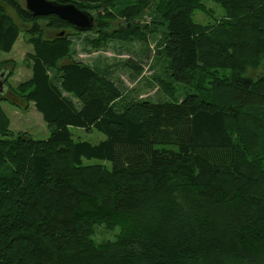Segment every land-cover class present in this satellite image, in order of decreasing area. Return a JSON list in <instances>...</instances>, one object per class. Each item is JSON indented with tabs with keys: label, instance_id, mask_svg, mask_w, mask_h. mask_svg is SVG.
<instances>
[{
	"label": "trees",
	"instance_id": "16d2710c",
	"mask_svg": "<svg viewBox=\"0 0 264 264\" xmlns=\"http://www.w3.org/2000/svg\"><path fill=\"white\" fill-rule=\"evenodd\" d=\"M59 1L95 13L94 48L160 35L167 76L156 80L167 93L175 83L190 91L126 95L71 54L70 36L87 30L0 0V52L22 32L33 46L32 76L0 100L33 103L51 131L10 137L0 105V264H264V0H215L224 14L208 25L193 17L205 0ZM10 63L8 78L15 61H0V72ZM71 127L106 138L75 140ZM99 224L120 232L97 243Z\"/></svg>",
	"mask_w": 264,
	"mask_h": 264
},
{
	"label": "rangeland",
	"instance_id": "374dc122",
	"mask_svg": "<svg viewBox=\"0 0 264 264\" xmlns=\"http://www.w3.org/2000/svg\"><path fill=\"white\" fill-rule=\"evenodd\" d=\"M20 1L25 4L26 0ZM204 4L206 6L205 9H196L194 11V19L202 25L219 22L224 14L221 4L215 0H205ZM10 13L17 20L15 12L10 10ZM144 19L150 20V15L145 14ZM120 21L111 20V25L117 26L121 24L119 25V29H121L124 25ZM41 24L46 27L45 20H42ZM105 31L112 32L113 29L109 26ZM67 32L70 33L73 30L67 29ZM98 34L94 30H87L78 35H71L70 37L74 40L71 54L76 60H82L95 68L98 67L117 85H120L126 95H131L137 99L151 98L154 101H167L181 100L184 94L190 91L187 85L175 83L174 92L172 94L167 93L164 92L156 80V77L165 78L167 76L163 68L164 59L157 54V42L160 39V35L148 36L146 40L139 38H132L130 41L115 39L110 41L107 46L94 48L91 46L90 41L93 43V40H96L99 36ZM32 52L33 46L27 41L24 32L21 33L10 52H0V61H15L14 74L10 78H5L8 86L10 84L15 87L18 83L26 81L32 76L31 60L28 58ZM204 58L212 60L210 55H206ZM129 60L138 64L141 67V71L135 72L127 66L126 62ZM11 63L6 65L7 67L1 72L9 71ZM220 72L225 73L228 71L220 70ZM262 72L263 66L257 68L249 67L245 75L255 77ZM0 105L10 119V129L13 134L10 137H15L21 131L28 132L35 139H47L50 136L51 131L43 119L42 113L36 109L33 103L25 110L19 109L7 101L0 100ZM71 131L75 140H87L92 143H98L106 138L103 132L96 129L87 131L84 128L71 127ZM84 162L96 163L100 162V160L95 158L84 159ZM104 164L110 166L109 162ZM119 232L120 226L109 229L105 224H99L96 226L93 239L97 243L105 240H114Z\"/></svg>",
	"mask_w": 264,
	"mask_h": 264
},
{
	"label": "water",
	"instance_id": "95a60500",
	"mask_svg": "<svg viewBox=\"0 0 264 264\" xmlns=\"http://www.w3.org/2000/svg\"><path fill=\"white\" fill-rule=\"evenodd\" d=\"M25 5L26 9L34 16L55 14L83 30H94L98 26L95 13L87 9L79 8L73 2H62L59 0H26ZM64 33L65 32H62L61 35ZM7 72L0 73V94L6 93L9 87L5 79L7 78Z\"/></svg>",
	"mask_w": 264,
	"mask_h": 264
},
{
	"label": "flooded vegetation",
	"instance_id": "af4514ba",
	"mask_svg": "<svg viewBox=\"0 0 264 264\" xmlns=\"http://www.w3.org/2000/svg\"><path fill=\"white\" fill-rule=\"evenodd\" d=\"M50 34H52V33H50Z\"/></svg>",
	"mask_w": 264,
	"mask_h": 264
}]
</instances>
